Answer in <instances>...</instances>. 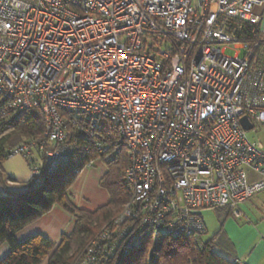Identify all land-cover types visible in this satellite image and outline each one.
Wrapping results in <instances>:
<instances>
[{"label": "built area", "instance_id": "2783aa9c", "mask_svg": "<svg viewBox=\"0 0 264 264\" xmlns=\"http://www.w3.org/2000/svg\"><path fill=\"white\" fill-rule=\"evenodd\" d=\"M260 5L0 0V123L34 107L46 117L44 136L9 157L31 160L39 182L73 154L71 130L95 137L104 120L127 148L131 198L82 264H120L147 238L205 235L203 209L240 216L264 191V142L241 122L246 115L251 129L264 128V63L251 60L258 44L240 38L245 24L260 25Z\"/></svg>", "mask_w": 264, "mask_h": 264}, {"label": "trees", "instance_id": "16d2710c", "mask_svg": "<svg viewBox=\"0 0 264 264\" xmlns=\"http://www.w3.org/2000/svg\"><path fill=\"white\" fill-rule=\"evenodd\" d=\"M240 38L252 45L258 44L253 48L251 60L262 65L264 32L260 25L245 24ZM45 127L46 117L41 107L31 108L9 123H0V166L9 157L11 147L41 138ZM67 142L72 144L73 154L44 174L39 182H35L31 174L29 184L23 189L7 190L6 187L5 192H0V247L7 245V251L0 255V264H42L45 260L46 264H82L90 241L104 226L113 223L124 203L131 198V186L124 173L129 163L127 148L111 122L104 120L96 127L95 137L71 130ZM46 147L51 144L47 143ZM40 156L43 155L40 153ZM97 158L107 163L101 183L110 199L95 209L78 207L70 201L69 189L75 177ZM27 161L31 164V160ZM0 183L3 182L0 180ZM56 204L74 216L71 232L63 233L58 243L42 233L18 238L22 229ZM218 235L207 240L203 235L195 237L186 233L161 235L155 244L147 238L143 245L123 252L118 259L120 264H233L231 259L216 251Z\"/></svg>", "mask_w": 264, "mask_h": 264}, {"label": "crops", "instance_id": "0c3cea01", "mask_svg": "<svg viewBox=\"0 0 264 264\" xmlns=\"http://www.w3.org/2000/svg\"><path fill=\"white\" fill-rule=\"evenodd\" d=\"M257 11L262 14L260 27L264 32V5L257 6ZM56 208L65 211L70 216L69 220L73 221L68 229L64 223L52 219V215L58 217ZM220 210H222V222L216 233H219V244L231 254V260L234 262L238 259L240 264H264V191L255 194L240 205V216L227 207H222ZM31 224L35 225L30 230L27 229ZM73 227L74 216L64 207L56 204L52 210L27 225L20 233L26 234L29 230V234L25 237L42 233L58 243L62 234L71 232ZM0 251L5 253L7 245L0 247Z\"/></svg>", "mask_w": 264, "mask_h": 264}, {"label": "rangeland", "instance_id": "374dc122", "mask_svg": "<svg viewBox=\"0 0 264 264\" xmlns=\"http://www.w3.org/2000/svg\"><path fill=\"white\" fill-rule=\"evenodd\" d=\"M235 51V49H227L226 52L227 54L232 55ZM247 134L252 140H262L264 142V128L249 129L247 130ZM106 170L107 163L102 158H97L91 164H88L75 177L74 182L69 189L70 201L78 207L87 209H95L108 202L110 199L109 192L101 183V177ZM31 174L32 170L24 155L15 154L6 158L0 166V180L3 182L0 183V192H5L6 187H8L7 190L9 188L23 189L29 184ZM8 178H12L14 180H8ZM57 211L58 212L56 214H58V217L52 215V219L58 223H64L68 229L73 223V221L69 220L70 216L65 211H60L58 209ZM201 213L207 227V232L203 235V237L207 240L219 230L222 222V210H220V208H205L201 211ZM34 225L35 224H31L27 229L30 230V228ZM29 230H27L26 234H24V232L18 233V238H23L28 235ZM219 243L220 241L217 239L215 245L216 251L227 256L229 259H232L231 254L227 253ZM46 262L47 260H45L42 264H46Z\"/></svg>", "mask_w": 264, "mask_h": 264}, {"label": "water", "instance_id": "95a60500", "mask_svg": "<svg viewBox=\"0 0 264 264\" xmlns=\"http://www.w3.org/2000/svg\"><path fill=\"white\" fill-rule=\"evenodd\" d=\"M241 122H242L244 128L247 130H249L253 127L252 122L250 121V119L246 115L241 117Z\"/></svg>", "mask_w": 264, "mask_h": 264}]
</instances>
